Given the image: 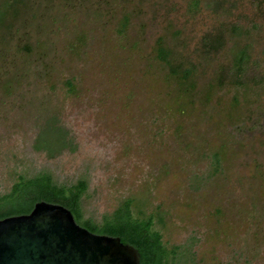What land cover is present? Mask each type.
I'll list each match as a JSON object with an SVG mask.
<instances>
[{"label": "rangeland", "instance_id": "rangeland-1", "mask_svg": "<svg viewBox=\"0 0 264 264\" xmlns=\"http://www.w3.org/2000/svg\"><path fill=\"white\" fill-rule=\"evenodd\" d=\"M160 37L196 66L188 92ZM52 115L78 149L50 160L33 146ZM43 171L88 180L85 218L163 213L189 264H264V0H0V193Z\"/></svg>", "mask_w": 264, "mask_h": 264}, {"label": "trees", "instance_id": "trees-1", "mask_svg": "<svg viewBox=\"0 0 264 264\" xmlns=\"http://www.w3.org/2000/svg\"><path fill=\"white\" fill-rule=\"evenodd\" d=\"M247 57L244 50L235 57L234 67L237 74L244 72ZM156 60L167 68L168 77L179 86L180 90L188 92L195 87L196 66L193 64L187 66L162 37L157 40ZM68 85L71 87L72 83L68 82ZM33 148L53 160L65 151L75 153L78 145L75 137L62 124L59 117L52 115L38 126ZM211 167L212 173L205 182L218 174L221 168L218 153L212 156ZM202 181L198 178L197 189L201 188ZM88 188V180L84 177L73 183H59L47 171L32 176L19 175L9 192L0 193V220L29 214L40 201L60 204L73 213L77 223L82 227L96 234L119 237L123 243L135 247L140 253V264L194 262L191 258L194 255L193 243L182 246L165 242L162 234L166 225L164 214L147 213L144 210L145 204L133 198L124 200L112 214L105 215L100 222L93 218H85L83 199Z\"/></svg>", "mask_w": 264, "mask_h": 264}, {"label": "water", "instance_id": "water-1", "mask_svg": "<svg viewBox=\"0 0 264 264\" xmlns=\"http://www.w3.org/2000/svg\"><path fill=\"white\" fill-rule=\"evenodd\" d=\"M121 238L79 225L63 205L40 201L29 214L0 220V264H140Z\"/></svg>", "mask_w": 264, "mask_h": 264}]
</instances>
